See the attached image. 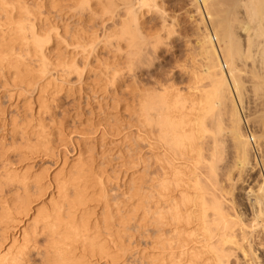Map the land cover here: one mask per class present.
Wrapping results in <instances>:
<instances>
[{"label":"rangeland","instance_id":"374dc122","mask_svg":"<svg viewBox=\"0 0 264 264\" xmlns=\"http://www.w3.org/2000/svg\"><path fill=\"white\" fill-rule=\"evenodd\" d=\"M50 1L51 0H22V2L27 3L31 7H36L42 3L40 6L44 7L43 9L41 7L40 11L42 12L44 20L48 15V5H50ZM156 2L157 9L154 8L155 11L151 9L150 12L149 9L147 11V9L144 8L139 12L140 14L142 12V16H140L141 18L139 17V22L141 24L140 28L143 29L141 30L143 31L145 37L147 36L149 40L153 39L152 42L154 44L148 40L145 44H151V47H147L144 44V46L141 47V50L136 48V50L133 49V51L131 48L130 51L127 47L128 44L124 43L125 41H123V44L122 41L118 44L119 42L117 41L118 43H115L116 41L114 40L112 41L113 46H108L109 44L107 45L104 40V43H99L95 56L90 58V65L87 70H85L81 79L75 75L70 76L71 78H67L64 74H62V72L60 73L59 69H55L51 72L52 76L49 75L42 78L41 82L39 81L38 88L34 91L32 87L29 89L26 84L20 82L21 77H18L17 72H15L16 70L13 71L14 69L8 67V64L5 65L6 63L2 64V66L0 65V214L2 215L3 213L2 209L6 208L9 211L11 210L10 217H8L11 219L5 221L4 224H0L1 253H6L11 247V238L19 237L18 239L22 240L23 233L29 231L36 217L37 212H33V215L27 218H23V216L17 214V211H15L17 207L15 206L16 204H19V200L28 196V199L32 198L31 200L34 202L33 206L36 211L39 209L50 210L49 207H51L53 203L60 201V192L57 184L61 186L67 178L77 175L79 168H83V171L87 169L89 170V167L87 166L91 163L93 166L89 171H91V173L93 171V174L96 176L95 178L98 179L100 177L99 180L101 179L104 182L103 186L107 189L104 193L107 192V194L105 193V198H108H106L108 202L104 200L105 198L103 201L102 199H99L97 195H99V193L102 194V192H98L99 190L97 189L99 188H97L95 191L96 196H94L92 199L93 201L89 203L90 212L92 213L94 211V215L92 214L94 217L89 215L91 219L89 220L91 222L94 221V224L97 222L96 224L99 226L101 224V227H104V221L111 219V217L116 220L117 225L121 222L125 225L129 219L133 220H129L126 225V227L129 226L126 230L130 228V231L124 230L125 233L121 232V234H119L120 232L118 233L117 231L119 227L116 230L114 229V232L116 231V234L118 233V236L115 235L116 238H121L122 236L123 241L122 243L118 242V248H116L109 239L110 245L107 244V246L110 248V252H112V259L106 258L101 260L98 257H95L88 260L90 261L88 264H167V256L163 253L162 245H160L161 239L158 238L161 234L156 232L154 233L152 231V227L149 225L150 220L146 219L148 218V216L146 217L147 213L145 214L146 208L144 209V206L142 205V203L144 204V199L142 200V198L145 197V190H148L147 186L150 183L149 180L153 177L154 172H160V168L157 166L159 163L157 164V161L160 156L162 158L164 150L163 148L161 149L160 144H154L150 138V134H148V131L142 127L140 128L141 124L137 121L138 118H134L136 115L134 112L138 109V101H140L141 97L151 93V91L159 92V88L161 90V83L162 88L165 86L164 88L170 91L173 97L177 95L176 92H179L181 95L183 94L185 97L187 96V98H189V96L193 97L194 94L192 93V87L194 86V81L197 78V74L199 76L203 74L201 72H203V64L205 63L204 55L202 53L203 50H201L202 35L205 31L204 26H208V28H210L208 33L214 35V38L217 39L221 33H223L225 23L229 28L234 26L231 30L233 29L232 32L234 35L236 49L235 57L236 63L238 64L237 67H239L238 76L242 90L241 105L239 108H241L242 114H245L243 116L246 120L244 119L243 123L248 120L244 127L252 147V160L250 165H248L249 168L244 167L245 169H243L236 157L237 154L235 147H233L234 144L231 137L229 138L230 134L226 133V131L223 134V138H221L223 141L225 139L226 140L223 144H221L222 148L220 150L222 151H220V153L222 154V160L218 165L219 173L217 172V178L219 180L218 183L223 189L221 191L223 194L215 190L214 193L217 196L226 195L225 192L228 193V196H226L227 200L225 202V207L227 206V210L229 212H233L230 213L236 215L238 220L242 222L239 229L243 226L246 227H243V232L239 231L240 234L243 235V233H245L246 235L239 242L242 241L241 245L244 246V248L246 247L245 249L248 255H243V252L240 249H237V251L236 249H234L235 251L232 249V252L235 253H233L234 257L231 256L229 264H264V231L262 228L260 229L257 224V218H255L256 216L254 217V214H256L255 207H253V203H255V195L257 194L256 191H258V188L260 187L259 185H264V16H260L261 20L258 22L259 24H251L243 13H239L242 11L241 7L237 6L236 9V7H233L228 0H219V3L221 2L219 5L222 4V7L218 5L217 10H219L221 16H205L204 24H202L200 22V20H202V16L196 15L191 0H156ZM225 2L227 4H225ZM228 3L230 5H228ZM227 5L229 8H235V11H233L232 8L229 9ZM225 8H228L229 10H226ZM223 11H225V14H229L227 15L228 18H226ZM230 13H233L231 15L232 17L230 16ZM62 16L65 18L63 17L62 22H59L61 23L60 25H62L61 29H66L69 32L68 35H73L74 33V36H81L79 37L81 38V41L86 43L95 40L97 37L101 38V35H103L105 31L112 33V31L120 27H116V24L120 25L126 18V16H115L116 18L113 17L112 20H110L111 18L109 19V17L111 16H103V19H107V22L102 23V18H100L101 16L87 15V13L83 16L77 13H73V15L72 13L68 15L63 14ZM235 16H237V18ZM241 20H243L242 23L239 22ZM112 22L115 24L114 26L112 25ZM165 23L167 24L165 25ZM101 24H104L103 28H101ZM231 24L233 25L231 26ZM162 25L164 26L162 27ZM112 26L116 28L114 29ZM148 30L149 32L147 34ZM169 32L171 33L169 34ZM85 35L86 37H84ZM97 39L96 41H98ZM100 40H103V36ZM155 40H158V43ZM155 42L157 43V48L154 46ZM247 43H250L251 45L249 44L248 46ZM117 44L119 45L120 51L118 50L116 52L115 50L118 48ZM56 45L57 46L54 47L56 49L53 50L54 52L51 51L52 55L50 54V57L52 56L51 58H53L52 61H56V54L63 55V53H65L67 54L65 57L69 58L71 55L70 58H72L75 57L73 55H76V58L80 60L81 63L86 62L84 60L86 54L84 55L81 51H79L78 54L73 47H68V49L70 48L69 54L65 51L66 45L64 46V43L60 41ZM114 45H116V47ZM217 45L218 43H213L215 48H217ZM239 45L241 47H239ZM237 48H239V51ZM137 50H140V53ZM133 52L136 56L132 54ZM198 55H200L201 58ZM131 56L132 58H130ZM81 57H83L84 61H81ZM139 58L142 60H139ZM33 62L35 64L31 62L32 64L30 63V65L32 66V69L35 67L37 71L39 69V63L35 61ZM130 62H132V64ZM109 65L111 68L117 65L115 67L121 68V73H123L121 81L118 80L119 82L114 86V88L110 86L111 84L108 82L111 77L109 78L108 76H104L108 74L105 69L106 67H109ZM103 67H105V69H103ZM164 75L166 76V79ZM171 78H173V80H170ZM154 84L160 85H158V90L156 88L157 86ZM148 86L152 88H149ZM143 88H145V90ZM174 92L176 94L173 95ZM190 93H192V95ZM191 97L189 100L192 99ZM250 138H254V144ZM261 140L263 143H261ZM229 141L231 145L228 143ZM37 142L38 144H42L44 142L45 147H50L49 152H47V154L44 153L45 148L42 149V147L37 145ZM27 143L33 147L37 145L36 148H39H37L40 150L39 153L36 149L30 150ZM156 149L158 150L156 151ZM225 155L226 157H224ZM152 157L155 159H152ZM152 162H155V164ZM232 164L235 167H233ZM185 165L186 164L181 167L186 169ZM86 167L87 169H85ZM189 168L190 167L187 169L190 171ZM187 169L186 171H188ZM189 171L187 174L190 173ZM224 174H228L227 177ZM10 177H16L21 184L14 181L11 182L9 180ZM34 177H36V181L34 180ZM55 180L56 182H54ZM22 181L26 183V188L23 187ZM26 189H28V191H26ZM30 195L33 197H30ZM142 195H144V197H142ZM97 201L100 203H96ZM13 206L15 209H13ZM108 216L110 217L108 218ZM117 217L122 220H119V218L117 219ZM105 218L108 219L105 220ZM20 220L23 222L20 224L21 227L19 228L17 223ZM117 220L121 222L118 223ZM110 221L112 220H109V223H111ZM123 229L124 228H122V230ZM169 229V227H166L165 234L170 232ZM112 230L111 232H113ZM122 234L129 235L127 237ZM239 237L242 236L240 235ZM239 237L238 240L241 239ZM36 245L40 248L44 247L46 245V237L40 236ZM200 246L202 245H197V247H199L198 250L203 253L204 250H202L203 248L201 249ZM29 255L30 256L27 257V263L29 262L28 264H43L41 256H38L35 251ZM80 255H83V253L79 247L77 248L76 257L81 260L82 256ZM202 257L203 258L200 263L206 264L204 262H206L205 259L208 257L204 254H202Z\"/></svg>","mask_w":264,"mask_h":264},{"label":"bare ground","instance_id":"6f19581e","mask_svg":"<svg viewBox=\"0 0 264 264\" xmlns=\"http://www.w3.org/2000/svg\"><path fill=\"white\" fill-rule=\"evenodd\" d=\"M191 2H192V6L194 7V11L196 15L202 16L201 18L202 20H200L202 24H204L205 16H221L220 15L221 13H219V10H217L218 8L217 6L221 3V2L219 3V0H191ZM228 2L231 3L233 7H236V9L237 6L241 7L242 11L239 12L238 9V12L240 14L243 13V15L246 17V19H248L249 23L251 24L258 23L261 20L260 16H264V0H228ZM229 3L228 5H230ZM225 4L227 3L225 2ZM40 5H37L36 7H31L27 3L22 2V0L21 1L0 0V65L2 66V64L6 63L5 65L8 64L9 65L8 67L14 69V70L12 69L13 71L16 70L15 72H17L18 77L19 78L21 77L20 82L26 84V86H28L29 89L32 87L34 91L38 88L39 81L41 82L42 78L51 75L52 70L55 69L56 70L59 69L60 73L62 72V74H64L67 78H71L70 76L75 75L79 79H81L85 73V70H87V68L90 65L89 62L90 58L95 56L98 50L97 48L99 46V43L100 44L102 42L104 43V40L107 43V45L109 44L108 46L110 45L113 46L112 41L114 40L116 41L115 43L119 42L118 44H120V41H122V44L123 41H125L124 43L128 44L127 47L129 48V50L131 48L132 50L133 49L136 50V48L141 50V47H143L144 44L147 43L149 38L147 36L146 37L144 36V33L142 31L143 29L140 28L141 24L139 22L140 21L139 17L142 16V12L141 14L139 12L140 10L142 11V9L144 8L147 9V11L149 9L150 12L151 9L153 10L154 8L157 9L156 0H54V1L51 0L50 5H48L49 6L48 9L50 11L48 10L47 13L48 15L47 17H45L46 19L44 20L42 17V12L40 11L42 6ZM221 5L219 6L222 7ZM228 5L227 7L229 8ZM233 7L230 8H232L233 11H235V8ZM122 11L124 12V14ZM224 12L225 11H223V13ZM70 13H72V15L73 13H77L81 16L85 15L86 13L87 15L89 14L92 16H101L100 18H102V23L107 22L106 21L107 19L106 20L103 19V16L104 17L111 16L109 17V19L111 18L110 20H112V18L115 16H126V18L121 22L120 25L116 24V27L120 26L118 27V29L116 27H113L115 24L112 22L113 23L112 27L116 29L112 31V33L105 31V33L101 35V38L103 36V40H100L101 38L97 37L99 38V39L96 38L98 41H96L95 39L89 41V43H86L84 41H81V38H79L81 36L79 37L76 35L74 36V33L73 35L71 34L72 36L68 35L69 32L65 28H64L65 30L61 29L62 25H60L61 23L59 22H62V19L64 17L62 15L63 14L68 15ZM232 14L233 13H230V16ZM225 15L226 18H228L227 15L229 14L226 13ZM235 17L237 18V16ZM242 21L243 20L239 22L242 23ZM166 24L167 23H165V25ZM103 25L101 26V28H103ZM232 25L233 24H231V26ZM163 26L164 25H162V27ZM233 27L234 26L229 28L224 23L223 33H221V35L217 39H215L214 35L208 33V31H210V28H208V26H204L205 31L203 30L204 34L202 35L201 50H203L202 53L204 55L205 63L203 64V68H204L203 72H201L203 74L200 76L197 74V78L194 81V86L192 87L193 90L192 93L194 94V96L191 97L188 95L189 98L191 97L192 99L189 100L187 96L185 97L183 96V94L181 95L179 92H176L177 95L173 97L170 91L164 88L165 86H163L162 88V83H161V90L158 87L160 83L158 85L154 84L155 86H157L156 87L157 90L159 88V92L151 91V93L153 92L152 94L147 92L149 94L141 97L140 101H138L139 102L137 106L138 109L136 108L137 110L136 112H134L136 113L134 118H138L137 121H139V123L141 124L140 128L142 127L146 131H148L149 133L148 132L147 133L150 134V138L152 139L154 144L155 143L157 145L160 144L161 149L163 148L164 150L163 151L164 154H162L163 155L162 158L160 156L158 160V158L156 157L157 155L155 156L156 159L159 161V162L157 161V164L158 163L160 164V165L156 164L157 166H159L158 168H160V172L157 173L154 172L155 174L153 173V177H151V180H149L150 183L147 186L148 190L147 191L145 190L146 192L144 194L145 197L144 195H142V197H144L142 198V200L144 199L143 201L145 205L143 203L142 205L144 206V209L146 208L145 214L147 213L146 217L148 216V218L146 219L150 220L148 221L150 223L149 225L152 227V231L154 233L156 232L158 234H161V236L160 237L158 236V238L161 239L160 245H162L163 253L165 254V256H167L166 259L167 264H201L200 261L203 258L202 254L208 257L205 259L206 262H204L206 264H229L231 256H233L234 255L233 253H235L232 252L234 249H236V251L237 249L238 250L240 249L243 252L242 253L243 255L245 256L248 255L245 249L246 247L244 248V246L241 245L242 241L239 242L246 236L245 233H243V235L239 233V231L244 230L243 227L245 226L242 225L243 227L241 226L242 228L239 229V226L242 222L238 220V217L236 215L231 214L233 212L230 211L231 212L230 213L227 210L226 208L227 206L225 207L226 204L225 202L227 200L226 196H228V193L225 192L226 195H221V196L220 195L217 196L214 193V190L217 192H221L223 190L218 183L219 180L217 178L218 175L217 172L219 173L218 165L222 160L221 157L222 154L220 153V151H222L220 150L222 148L221 144H223L224 141L226 140L225 139L223 141L221 140V138H223L224 136L223 134L226 131H227L226 133L230 134L229 138L231 137V140L234 144L233 147H235V151L237 154L236 157L239 160L243 169L247 168L252 160V156H251L252 147L250 140L246 135V131L244 127V125H246L248 120L243 123V120L245 119L243 115L245 114H242L241 108H239L241 105L240 102H241L242 90L238 76L239 67H237L238 64L236 63V57H235L236 49H235L234 35L232 32L233 29L231 30V28ZM148 32L149 30L147 31V34ZM170 33L171 32H169V34ZM84 37H86V35ZM60 41L64 43V46L66 45L65 46L66 53L70 52L69 51L70 48L68 49V47L71 48L73 47L76 53L79 54V51H81L82 53H84V55L86 54V56L84 57V60L86 62L81 63L80 60L76 58V55H73L75 57L72 58H70L71 55L69 58L65 57L67 55L65 53H63V55L65 54L64 56L62 54H61L62 56L60 54H56L57 55V56L55 55L56 61H52L53 58H51L52 56L50 57L51 51L56 49L54 47L57 46L56 44H58ZM152 41L153 39L149 40V42L153 43ZM156 42L154 45L155 47L157 46L156 44L158 43ZM215 42L218 43L217 48L213 46V43ZM118 44H117L118 48L116 50L114 49L116 52L118 50L120 51ZM247 44L249 46L250 43ZM145 45L147 47L148 46L151 47L150 46L151 44H145ZM114 46L116 47V45ZM239 47L241 46L239 45ZM238 49L239 48H237V50ZM140 50L137 51L139 52ZM130 51L129 53L131 54ZM132 54H134V52ZM132 56L130 58H132ZM81 58H82L81 61H84L83 57ZM140 59L141 58H139V60ZM33 61L39 63V69L37 68L38 69L37 71L34 65H33L34 67L33 69L32 66L30 65L31 62L34 63ZM130 63L132 64V62ZM115 66L111 68V66L109 65V67H106V69L105 67H103V69H105L106 72L108 73L107 75L104 76H108L109 78L111 77L110 80H108V82H110L111 84L110 86H112L113 88L116 84H118L119 82L118 80L121 81L123 77V73H121L120 70L121 68ZM170 80H173V78H171ZM143 89L145 90V88ZM176 93L174 92L173 95ZM192 93L190 94L192 95ZM228 143H230V141ZM261 143H263L262 140ZM37 145L42 147V149L45 148L44 153L46 154L50 150L49 149L50 147L49 148L45 147L44 142L42 144H38L37 142ZM36 146L33 147L29 145L28 148H30V150L36 149L39 153L40 150H38L39 148L37 147L38 148L37 149ZM157 150L158 149H156V151ZM224 157H226V155ZM152 159L155 158L152 157ZM155 162L152 163L155 164ZM184 164H186L185 165L186 169L190 167L189 168L190 171L187 169L191 173V174L189 173L190 175L187 174L188 171H186L185 168L181 167L182 165L184 166ZM90 165L87 166L89 167V170L93 166L91 163ZM87 167L85 169H87ZM233 167L235 166L233 165ZM79 169L77 175L74 176L72 174L74 177L72 176L71 178L70 177L67 178L66 181L61 186L57 184L59 188L58 190L60 192V193L58 192L60 194L59 197L60 201L59 202L56 201L55 203L52 204V206L50 204L51 206L49 207L50 210L39 209L38 211H36L35 207L33 206L34 202H32L33 200H31L32 198L28 199V196L22 200H19L18 205L17 204L16 206L14 205L15 207H17L16 209L13 206L14 207L13 209L17 211V214H20L21 216H23V218L32 216L33 212H37V214L35 213L36 217L33 221L32 227L30 229L28 228L29 231L23 233L22 240H19L18 239L19 237L11 238L12 245L6 253H1L2 247L0 246V264H28L29 262L27 263V257L30 256L29 254L32 253L33 251H35L38 256H41L43 264H88L90 263V261L88 260L95 257H98L101 260L112 257V252H110L109 250L110 248L107 246V244H109V239L110 242L113 243L116 248H118V244H119L118 242L122 243L123 239L122 236L121 238L118 237L116 238L115 235L118 236L119 232H120L119 234H121V232L125 233V231H128L130 228L126 230V228L129 227V226L126 227V225L128 221L131 219H129L125 225L123 224V222L118 220H117L118 223L120 222L121 223L117 225L116 220L112 219V217L111 219H109L112 220L110 221L111 223H109V220L106 219H108L110 216H108V218H105L106 221H104V223L102 222L103 224H105V226L102 224L104 227H101V224L100 226L96 224L97 222L94 224V221H92L93 222L92 223L90 221L91 220L90 216L94 215L93 214L94 211L92 213L90 212L89 203L92 202L93 201L92 199L94 198V196H96L95 191L97 188H99L97 189L99 190L98 192L100 191L102 192V194L99 193V195L97 196L99 197V199H102L103 201L105 195L107 194V192H105L106 193L105 194L104 191L107 189L104 188L105 186H103L104 182L101 179L99 180L100 177L98 179L95 178L96 176L95 174H93V171L91 173V171H89L88 169H87L88 171L87 170L83 171L82 170L83 168L82 169L79 168ZM224 175H226L227 177L228 174H224ZM35 179L36 177H34V180ZM9 180L11 182L14 181L21 184V182L18 181L16 177L13 178L10 177ZM54 182H56V180ZM22 183H23V187L26 188L27 187V186L25 187L26 183H24V181H22ZM259 186L260 187L258 188V191H256L257 194L255 195V203H253L254 205L253 207H255V213H256L254 214V217L256 216L255 218H257L256 219L257 224L259 225L260 229L262 228L264 231V185H259ZM26 191H28V189H26ZM221 193L223 194V192ZM31 196L32 195H30V197ZM106 198L104 200H106ZM98 202L99 201H97L96 203ZM106 202L108 201L106 200ZM2 211H3L2 215L0 214L1 215L0 224L1 223L4 224L5 221L11 219L8 218L10 217L11 210L9 211L8 209L5 208L2 209ZM118 218L119 217H117V219ZM119 220L122 219L119 218ZM22 222L23 221L21 220L18 221L17 226L19 228L21 227L20 224ZM108 223L110 224V226ZM118 227L119 229H117ZM120 227L124 229L122 230V228ZM166 227L170 228L169 229L170 232H168L167 234H165ZM114 229L115 230L117 229L118 231L117 234L116 231L114 232ZM111 230L113 232H111ZM239 234L242 237H239L240 236ZM128 235L125 234L123 236L128 237ZM40 236L46 237V245L41 248L36 245L38 242V238ZM238 237L241 239L238 240ZM118 239L119 240L122 239V240L119 241ZM199 244L202 245L200 247L201 249L203 248L202 249L204 250L203 253H201V251L198 250L199 247H197V245L199 246ZM79 247L81 252L83 253V255H80L82 256L81 260L76 257L77 248Z\"/></svg>","mask_w":264,"mask_h":264},{"label":"built area","instance_id":"2783aa9c","mask_svg":"<svg viewBox=\"0 0 264 264\" xmlns=\"http://www.w3.org/2000/svg\"><path fill=\"white\" fill-rule=\"evenodd\" d=\"M253 144H254V140H252Z\"/></svg>","mask_w":264,"mask_h":264}]
</instances>
